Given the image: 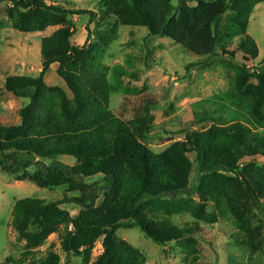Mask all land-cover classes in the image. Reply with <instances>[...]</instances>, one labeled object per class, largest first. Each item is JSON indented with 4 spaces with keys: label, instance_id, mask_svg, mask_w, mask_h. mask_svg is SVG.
Wrapping results in <instances>:
<instances>
[{
    "label": "trees",
    "instance_id": "1",
    "mask_svg": "<svg viewBox=\"0 0 264 264\" xmlns=\"http://www.w3.org/2000/svg\"><path fill=\"white\" fill-rule=\"evenodd\" d=\"M190 1L194 0H102L99 9L111 16L109 20L146 28L148 50L153 40L171 37L188 52L206 56L205 63L195 64L203 66L217 56L215 47L219 28L224 24L221 23L223 16L228 13L230 25L237 26L238 32L250 8L262 2L195 0L197 5L190 11L186 5ZM11 4L8 17L24 32L43 31L48 25H56L59 15L89 16L90 20L94 17L92 11L66 9L57 3L47 5L44 0H11ZM42 9L51 13L43 14ZM86 30L88 42L89 26ZM240 31L243 34V30ZM72 35L69 27L64 26L41 39L38 76L13 75L5 79V90L28 103L19 111L18 126H0V170L39 188L64 187L74 192L88 188L90 185L85 181L95 177L99 180L93 185L101 186L90 195L89 203L79 197L49 202L39 198L17 200L10 224L18 240L25 241L24 258L31 254L30 249L42 243L52 226L71 221L63 208L66 204L77 206L82 218H74L73 230L62 237L61 246L66 252L80 255L81 249L91 248L102 237L103 251L93 264H144L143 255L116 242V233L122 228L135 226L146 238L161 246L194 235L196 227H176L167 220L152 221L144 213L149 201L188 191L193 167L187 157L190 153L194 154V162L203 178L221 176L224 181L233 180L234 185L229 191L218 188L220 185L198 191L202 202L198 205L200 212L207 201L229 205L239 200L264 212V172L263 177H259L262 171L247 173L248 168L240 166L243 159L250 166L258 157H264V58L255 69L245 65L244 62L257 57V48L251 39L240 47L243 52L240 63L234 62V52H221L235 68L236 76L234 87L219 97L229 107L214 106V112L208 110L198 115V121L211 124L202 134L205 142H177L153 154L138 142L149 132L153 105L147 102L133 120L124 122L114 118L93 95H86L79 68L89 67L88 71L97 74L98 67L96 69V62L92 64L90 59L84 58L87 43L73 46ZM52 64H58L56 73L71 98L62 89L46 87L44 75ZM103 70L99 68L100 73ZM111 72L116 75V82L118 75L124 73L117 66ZM227 114L232 119L229 123L225 120ZM206 141L215 142L211 146ZM59 157L72 158L73 164L62 162ZM102 195L104 200L97 203ZM29 264H59V259L49 252Z\"/></svg>",
    "mask_w": 264,
    "mask_h": 264
},
{
    "label": "rangeland",
    "instance_id": "2",
    "mask_svg": "<svg viewBox=\"0 0 264 264\" xmlns=\"http://www.w3.org/2000/svg\"><path fill=\"white\" fill-rule=\"evenodd\" d=\"M101 2L102 0H44L47 5L57 3L66 9L92 11L93 20L89 16L59 15L57 19L60 21L56 25H48L43 31L24 32L22 28H16L15 22L8 17L12 8L11 0H0V126H18L21 122L19 111L28 103V100L15 97L5 90V79L13 75L38 76L41 71V39L58 28L68 26L73 33L71 44L81 47L87 43L84 58L90 59L92 64L97 63V74L88 71L89 67L79 68L81 86L86 95H93L114 118L124 122L133 120L147 102L153 105L149 132L145 138L138 139L149 152L159 154L177 142L204 141L202 134L211 124L198 121V115L208 113V110L214 112V106L224 104L229 107L219 97L230 87H234L236 70L227 63V56L222 57L221 52H234V62L240 63L243 61L240 47L244 41L251 39L256 45L257 57L244 63L248 68L254 69L262 64L264 0L250 8L247 20L239 26L238 32L235 28L237 26L230 25L228 13L223 16L221 23L224 24L219 28L215 47L217 56L210 59L209 65L203 66L195 64L205 63L206 56L188 52L184 45L171 37L153 40L148 50L146 28L109 20L111 16L103 14L99 9ZM175 2L173 3L176 4ZM186 5L191 11L197 4L194 0ZM41 12L51 13L43 9ZM175 20L178 21V15ZM86 26H89L91 34L88 42ZM115 66L121 67L124 72L118 75V82L115 81L116 75L111 72ZM57 68L58 64L49 67L44 75V83L48 88L62 89L71 98V93L56 73ZM99 68H104L103 72L100 73ZM251 82L256 83L255 79ZM230 118L228 114L225 115L228 123L232 120ZM214 142L206 141L211 146ZM187 157L193 163L188 191L149 201L144 213L152 221L167 220L176 227H196L194 235L161 246L146 238L138 228L131 226L117 231L116 242L143 255L144 264H264L262 209L249 207L242 200L232 201L229 205L225 202L207 201L200 212L198 205L202 202L198 191H205L216 185L229 191L234 187L233 180L224 181L221 176L203 178L194 162V154L190 153ZM59 160L73 164V159L69 157H59ZM240 166L247 167V173L262 171L259 177H263L264 157H258L255 164L250 166L243 159ZM98 180L99 177L87 179L85 182L90 185L88 188L69 192L64 187L39 188L26 179L18 180L0 170V264H29L44 258L49 252L58 256L59 264H93L103 251L102 237L91 248L81 249L80 255L66 252L61 246L62 237L73 230L74 218H82L79 208L74 204L63 205L71 221L52 226L42 243L30 249L31 254L25 258L22 256L26 251L25 241L18 240L10 223L17 200L39 198L49 202L79 197L86 198L89 203L90 195L101 186L93 185ZM99 189L97 195L100 193ZM102 200L103 195L97 203ZM8 258L13 260L12 263Z\"/></svg>",
    "mask_w": 264,
    "mask_h": 264
}]
</instances>
